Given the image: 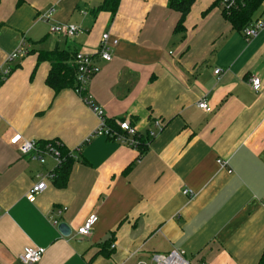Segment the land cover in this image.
I'll return each instance as SVG.
<instances>
[{
	"label": "crops",
	"instance_id": "0c3cea01",
	"mask_svg": "<svg viewBox=\"0 0 264 264\" xmlns=\"http://www.w3.org/2000/svg\"><path fill=\"white\" fill-rule=\"evenodd\" d=\"M104 2L0 0V264H21L32 248L46 251L37 264H139L173 250L192 264H259L264 32L247 41L217 0L194 2L184 34L174 33L180 15L169 0H120L114 17L100 10ZM259 18L264 2L251 22ZM59 25L79 31L71 39L51 34ZM104 34L109 63L98 55ZM56 48L91 57L98 71L85 98L46 84L51 66L38 57ZM204 99L211 113L198 108ZM92 105L116 124L130 121L138 136L155 137L143 151L92 137L100 125ZM15 135L67 149L62 188L52 180L58 163L51 144H39L40 162L19 152ZM40 176L44 191L30 195ZM91 216V233L78 235ZM55 219L72 237L60 235Z\"/></svg>",
	"mask_w": 264,
	"mask_h": 264
},
{
	"label": "built area",
	"instance_id": "2783aa9c",
	"mask_svg": "<svg viewBox=\"0 0 264 264\" xmlns=\"http://www.w3.org/2000/svg\"><path fill=\"white\" fill-rule=\"evenodd\" d=\"M248 0H220L219 5L222 8L223 11H225L227 14L231 13L234 9H237L239 7H242L245 5V3ZM54 13V10H51L49 12V15ZM47 17V16H45ZM79 29L76 26H66V25H59V26H53L50 29V33L53 35H59L66 38H73ZM264 32V18H260L256 20L255 22L251 23L248 27L244 28L242 30V35L244 38L249 41L255 37H257L260 33ZM109 43V34H104L102 36V42L100 45V49L98 51V55L100 58L109 63L112 61V56L110 54V49L108 46ZM114 45L117 44V41L113 42ZM22 54V51L15 52L12 55H10L7 59V63H12L15 61L20 55ZM76 67H77V81L80 85V89H83V87L87 86L93 76L97 73V69L93 66L91 57L78 54L76 55ZM12 72V68L10 66H7L6 69L3 71V75L5 77L9 76ZM223 72L221 70H216L215 74L217 76H220ZM260 86V80L258 78H252L251 79V87L255 92L259 91ZM93 112L98 116L100 119V125L94 133H92V137H100V136H106L108 138H115L120 143L127 145L129 147L136 148L138 145V131L135 127L132 126L130 121L124 120L119 121L117 123L118 128L120 129L121 133L115 134L110 131V129L107 127L105 118L101 112V109L99 107H96L94 105L91 106ZM198 108L206 113H211V107L209 106L208 102L204 99L198 103ZM153 126L157 129H161L163 127V124L156 120L153 123ZM150 138L155 137V133L149 132ZM11 143L19 146V152L22 155H31L35 154L34 158L40 162H43V156L38 153V145L36 142L33 141H25L23 140L19 135H15ZM48 150L50 151V154L53 156V158L57 161L58 165L61 163V157L58 150H56L54 147H48ZM222 168H225V164L222 162H219ZM39 182L34 184L32 188L29 191L30 195H35L37 193H41L44 191L46 187V183L42 177H38ZM184 195L190 197L192 196L191 191L184 190ZM263 210H264V201H263ZM62 210L58 212V215L60 216L62 214ZM96 222V216H91L88 221L85 223L83 227H81L77 233L78 235L86 236L89 235L92 231V226ZM54 227L58 229L59 225L61 224L60 221L57 219L52 221ZM73 231L71 233L72 237ZM114 248V247H112ZM45 249L43 248H32L27 249L20 257L19 262L21 264H37L40 262L42 257L45 255ZM153 264H192L189 260H187L184 251L181 250H173L168 254L164 255H155L151 261ZM139 264H147L145 262H141ZM197 264H204V263H197Z\"/></svg>",
	"mask_w": 264,
	"mask_h": 264
},
{
	"label": "trees",
	"instance_id": "16d2710c",
	"mask_svg": "<svg viewBox=\"0 0 264 264\" xmlns=\"http://www.w3.org/2000/svg\"><path fill=\"white\" fill-rule=\"evenodd\" d=\"M195 1L196 0H169L170 10L179 13L180 15V18L174 29L175 34H184L186 32L185 21ZM119 2L120 0H105L104 4L100 7V10L107 11L114 17L117 13ZM219 2L220 0H217L216 2L218 6ZM263 2L264 0H248L245 5L234 9L229 14L223 11L224 17L242 33V30L244 28L248 27L251 23L256 21L255 20L251 22V16ZM75 59L76 55H72V53L65 50H60L58 48L51 52H41L38 57L39 63L47 62L51 66L46 79V84L51 90H53L55 93H59L66 89H73L80 96L85 98L86 88L89 84L83 87V89H80V85L77 81V67ZM70 62H72L71 65L69 64ZM105 122L112 133H121L114 120L105 119ZM137 140L139 144L136 148L140 151H143L145 147V140H150V136L149 134L146 138L143 136H138ZM55 142L56 141H52L51 143H37V145L39 149V144H51L52 147L59 151L61 163L58 165L57 170L53 173L52 180L55 186L62 188L65 184L64 182L66 181L69 169L71 167V160L69 159L67 149L59 146L57 143L56 145H54ZM259 264H264V255L261 258Z\"/></svg>",
	"mask_w": 264,
	"mask_h": 264
},
{
	"label": "water",
	"instance_id": "95a60500",
	"mask_svg": "<svg viewBox=\"0 0 264 264\" xmlns=\"http://www.w3.org/2000/svg\"><path fill=\"white\" fill-rule=\"evenodd\" d=\"M58 232L60 233L62 237L69 238L71 236L72 229L70 228L68 224L61 223L58 227Z\"/></svg>",
	"mask_w": 264,
	"mask_h": 264
},
{
	"label": "rangeland",
	"instance_id": "374dc122",
	"mask_svg": "<svg viewBox=\"0 0 264 264\" xmlns=\"http://www.w3.org/2000/svg\"><path fill=\"white\" fill-rule=\"evenodd\" d=\"M168 254V253H167ZM141 260H143L145 263H147V264H153L152 262H151V259L149 258V257H147V256H143V257H141Z\"/></svg>",
	"mask_w": 264,
	"mask_h": 264
}]
</instances>
